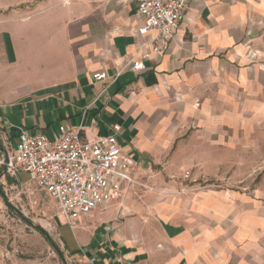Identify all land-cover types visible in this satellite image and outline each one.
Here are the masks:
<instances>
[{
    "label": "crops",
    "instance_id": "crops-1",
    "mask_svg": "<svg viewBox=\"0 0 264 264\" xmlns=\"http://www.w3.org/2000/svg\"><path fill=\"white\" fill-rule=\"evenodd\" d=\"M141 25L136 0H0V156L22 129L94 140L121 125L148 187L126 184L55 227L63 251L79 264H264V182L209 184L264 155V0H191L167 50L147 58ZM35 187L53 198L27 171L0 168V226Z\"/></svg>",
    "mask_w": 264,
    "mask_h": 264
},
{
    "label": "built area",
    "instance_id": "built-area-1",
    "mask_svg": "<svg viewBox=\"0 0 264 264\" xmlns=\"http://www.w3.org/2000/svg\"><path fill=\"white\" fill-rule=\"evenodd\" d=\"M136 1L142 21L138 32L145 38L141 48L150 47L143 56L166 51L191 0ZM143 68V61L133 64L134 70ZM94 79L104 82L108 74L97 72ZM121 134L118 124L111 127L107 136L94 140H85L80 129L63 125L52 138L22 129L14 154L7 155L8 161L0 156V168L6 166L12 174L27 171L38 188L57 201L66 223L75 227L81 218L121 196L126 184H139L120 141Z\"/></svg>",
    "mask_w": 264,
    "mask_h": 264
},
{
    "label": "rangeland",
    "instance_id": "rangeland-1",
    "mask_svg": "<svg viewBox=\"0 0 264 264\" xmlns=\"http://www.w3.org/2000/svg\"><path fill=\"white\" fill-rule=\"evenodd\" d=\"M240 158L241 163L232 165V167H235V170L231 168L222 170L220 175L223 179L213 177L212 180H209V184H214V187H233L240 190H249L256 188L264 182V155L254 156L244 154ZM253 158L254 162L257 161L259 164L257 169L239 171L236 168L246 161H253ZM188 173L189 175L186 177ZM190 174V172L186 171L182 178L189 180L191 178ZM233 176L238 180L237 182H232V185H229L228 182ZM146 177H142L143 181L138 180L144 188L148 187L147 183L144 182ZM35 188L39 193L36 195V198L33 201L28 198L23 199L21 201L23 206H21L20 202H14L15 205L13 206L17 207H15L12 216L4 220L0 226L1 257L8 264H79L71 258L67 251H63V248L60 247L61 242L59 241L55 227L58 228V225L66 221L60 214L58 204L53 198L37 190V187ZM18 210L32 223L30 224L22 219ZM44 221L47 222L43 223ZM37 226H41L46 230L48 235L63 252L64 260L47 237L37 229Z\"/></svg>",
    "mask_w": 264,
    "mask_h": 264
},
{
    "label": "trees",
    "instance_id": "trees-1",
    "mask_svg": "<svg viewBox=\"0 0 264 264\" xmlns=\"http://www.w3.org/2000/svg\"><path fill=\"white\" fill-rule=\"evenodd\" d=\"M20 217L22 219H24L25 221H27L28 223H32L30 220H28L26 217H24L22 214H20ZM37 229L43 233L47 239L49 240V242L55 247L56 251L58 252V254L62 257V259L64 260L63 258V252L59 249V247L55 244V242L52 240V238L48 235V233L46 232V230L42 229L41 227L37 226Z\"/></svg>",
    "mask_w": 264,
    "mask_h": 264
},
{
    "label": "water",
    "instance_id": "water-1",
    "mask_svg": "<svg viewBox=\"0 0 264 264\" xmlns=\"http://www.w3.org/2000/svg\"><path fill=\"white\" fill-rule=\"evenodd\" d=\"M6 161H8V156L6 155ZM6 171H7V167L5 166ZM41 227V226H40ZM42 228V227H41ZM43 229V228H42Z\"/></svg>",
    "mask_w": 264,
    "mask_h": 264
}]
</instances>
